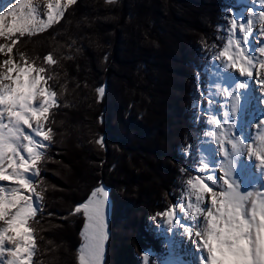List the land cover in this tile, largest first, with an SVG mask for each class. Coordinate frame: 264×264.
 Returning <instances> with one entry per match:
<instances>
[{"label":"trees","instance_id":"trees-1","mask_svg":"<svg viewBox=\"0 0 264 264\" xmlns=\"http://www.w3.org/2000/svg\"><path fill=\"white\" fill-rule=\"evenodd\" d=\"M233 3L77 0L51 28L18 38L17 48L54 77L49 84L59 103L50 111L53 138L38 165L36 264H78L85 222L70 212L101 183L111 201L103 264H145V253L148 264L160 263L166 244L147 220L183 194L189 156L196 157L205 129L196 100ZM48 54L55 65L45 64ZM78 165L84 172L64 182ZM68 228L74 231L62 232Z\"/></svg>","mask_w":264,"mask_h":264},{"label":"snow or ice","instance_id":"snow-or-ice-1","mask_svg":"<svg viewBox=\"0 0 264 264\" xmlns=\"http://www.w3.org/2000/svg\"><path fill=\"white\" fill-rule=\"evenodd\" d=\"M256 2L264 7V0ZM76 3L77 0H67V5ZM64 14L60 0H49L46 13L33 0H15L12 7L0 10V38L9 41L0 44V53L8 57L0 62V182H8L0 184V264H36L38 246L31 222L42 209L43 195L37 190L35 178L40 175L37 165L49 146L46 142L53 138L52 129L46 126L50 111L59 107L57 93L49 84L54 77L48 74V68L38 66L24 53L17 62L11 53L19 37L51 28ZM257 20L264 44V11L250 14L246 21L238 22L233 17L224 29L226 42L215 59L222 62L225 70H234L241 77L252 78L257 70V82L264 88V46L253 49L249 40ZM44 60L46 65L57 63L51 54ZM235 87L247 89L249 85L241 81ZM104 91L103 87L98 89L101 98ZM231 95L235 112L240 97ZM215 123L224 127L219 120ZM260 127L264 128V122ZM217 141L224 158L222 175H212L210 165L201 162V174L185 181L181 197L184 203L172 205L158 215L193 239L200 253L199 264H264V190L243 188L232 163L244 151L259 161L264 173V133L259 135L258 147L246 144L230 130L218 136ZM96 142L105 147L102 136ZM205 170L210 174L203 175ZM108 195L103 185L98 186L70 213L82 215L85 220L78 264H103L109 235ZM144 260L148 264L147 254Z\"/></svg>","mask_w":264,"mask_h":264},{"label":"rangeland","instance_id":"rangeland-1","mask_svg":"<svg viewBox=\"0 0 264 264\" xmlns=\"http://www.w3.org/2000/svg\"><path fill=\"white\" fill-rule=\"evenodd\" d=\"M233 1H234V3H233L234 7H231V9L229 10V14L227 15L229 17L226 18V21H225V22H227V24L220 29V37L219 38H220V42H221L220 46H222L220 48V50H222V48L226 42L227 32L224 31V29H227L229 27V21L233 17L237 18L238 22L246 21L250 17L249 16L250 13H253L249 4L246 3L245 0H241V1L240 0H233ZM60 3L62 6H64L65 11L67 10L68 7L71 6V5H67V0H60ZM44 8H45V6H44ZM248 10H249V13H248L247 18H246L245 14L247 13ZM238 35H239V33H238ZM249 40L251 41V36L249 37ZM5 43H9V41L5 40L4 38H0V44H5ZM17 44H18V42L13 47V51H12L11 55L17 62H19L20 54L23 53V51L20 50L19 48H17ZM258 46H260V45L255 44L251 41V48L255 49ZM220 50L218 49L210 55V64L205 69V75H206L205 86H206V88L199 91L200 96H198V99L196 100V102H197L196 109H198L197 120L201 119V123L204 124L205 129L202 130V135H201L202 138H201L200 143H199V150H198V153L196 154V157L192 156L191 154L189 156V158L191 159V163L193 164V167L190 171V174L187 176V179L192 178L193 176H195L197 174H201V172H200V170L202 169V163L201 162L208 163L210 165V169H212V171L218 172V174H216L217 176L222 175V173L220 172V168L223 165L222 163L224 161V158H223L222 153L219 151V142L217 141V137L222 136L223 132L230 130L231 133L234 134L237 138H241L244 140H246V138H247L246 135L241 136V134H240L241 128L239 127V125H237V121L235 119V112L232 111V109H233V98H232L231 94H232L233 88L235 87L236 84L239 83L240 79L236 82L235 80H233L229 76H226L221 71L222 62L215 59L216 54ZM6 58H8V57H6L4 54L0 53V62H2ZM255 72H257V70H254V76H256ZM248 79L249 78H246V83L249 85V87L247 89H242V93L240 95L245 100H247V97L252 98L254 96V89H253V82L254 81L250 82V81H248ZM224 89H227V92ZM239 89L240 88H238V87L236 88V90L234 92L236 95H238ZM202 99L205 100V105L201 104ZM237 108H238V106H237ZM78 114H79L78 112L74 113V116H78ZM260 116H261L260 111L257 112V118L253 114H250V117H251L250 121L252 123H258ZM217 120H219L220 123L224 126L223 128H220L216 125L215 122ZM253 129L254 128L249 124L248 133H252V135L254 136ZM250 140H252V139L250 138ZM246 141H248V140H246ZM46 143H49V142H46ZM248 143L250 144L249 141H248ZM67 146L69 148H71L70 147L71 142L68 141ZM225 147L230 148V145H225ZM252 147H254V146H252ZM69 148H68V151H70ZM188 153H189V149H187L185 151V155L187 156ZM73 155H75V153ZM81 166L82 165H78L75 168V170L72 172V174H70V176H64V177L62 176L63 181L66 183H69V184L75 182L77 180V175H79L78 171L82 170V172H84V166H82V167ZM56 177L58 179L61 178L60 175H58V176L56 175ZM35 182H36V178H35ZM101 185H103L106 188V190L108 191V194H109L110 193L109 186L105 183H101L99 186H101ZM95 188L96 187H92L89 190V192L86 195L87 196L86 199L90 196V193ZM182 195L180 196V198H178L176 203L173 205H179L181 203H184V201H182V199H181ZM86 199H85V201H86ZM78 204H80V203H78ZM78 204H76V205H78ZM110 212H111V201H110V198L108 195V206H107L108 226H109ZM177 215L178 216L182 215L180 213L179 209L177 210ZM76 216L83 218L82 215H76ZM84 222H85V220H84ZM181 222H184V221H181ZM147 225H148V228L151 230V232H153V234L157 238H161V239L165 240L166 245L168 247L167 257L162 256L161 259H159L160 263H158V264H164V263L169 264L170 261L176 260L178 255H179V251H178L179 239H180V237H183L182 229L174 228L172 230V226L170 227L169 225H167L164 221V218H162L159 215L155 218L147 220ZM173 227H175V226H173ZM72 231H74V230L68 228L67 230L65 229V231L63 230L62 232L63 233L65 232L68 235ZM108 233H109V231H108ZM81 237H82V235H81ZM82 243H83V237H82ZM106 243H107V241H106ZM105 252H106V244H105ZM146 254L149 256V260H150L151 254L145 253V255ZM145 255H144V257H145ZM104 258H105V254H104ZM103 262H104V260H103Z\"/></svg>","mask_w":264,"mask_h":264},{"label":"bare ground","instance_id":"bare-ground-1","mask_svg":"<svg viewBox=\"0 0 264 264\" xmlns=\"http://www.w3.org/2000/svg\"><path fill=\"white\" fill-rule=\"evenodd\" d=\"M245 1L246 3L249 4L251 10L253 11V13L250 14H258L260 11H264V7H262L258 2H256V0H245ZM14 3L15 0H0V10L6 11L7 8L12 7ZM48 3L49 0H33V4L37 6L38 9H40L43 13H46ZM248 13L249 10L245 14L246 18ZM261 39L262 38L259 33V23L257 20L256 26L254 27L253 33L251 35V41L260 46H264V44H261ZM221 71L226 76H229L236 82L239 79H240L239 82L241 81L246 82V77H241L239 73L234 70H225L222 67ZM255 75L256 76L253 75L252 78L248 79V81L250 82L254 81L253 82L254 96L252 98L247 97V100H245L242 96H240L242 93V89H239L238 95L240 96V100L237 105L238 108L235 111V119L237 121V125H239V127L241 128L240 130L241 136L246 135L247 137L246 140L250 142L251 146L258 147L259 135L264 133V128L260 127L261 122H264V88H262V86L257 82L259 79L258 71L255 72ZM236 88L237 87L233 88L232 93L235 92ZM259 111L261 116L258 120V123H252L250 121L251 120L250 114H253L257 118V112ZM249 124L254 128L253 129L254 136L252 135V133H248ZM250 138L252 140H250ZM246 140L245 143L249 144L248 141ZM232 163H233L234 174H236L239 180L243 181V185H242L243 188H247L253 191L264 190L261 188V186L264 185V173L261 172V169L259 167V161L256 160L255 157L249 156L246 154V152L242 151L241 155L237 156ZM202 174L207 176L210 173L209 171L205 170ZM211 174L217 176L216 174H218V172L212 171L211 169ZM7 183L8 182H0V184H5V185H7ZM174 228L176 227L172 226V230ZM178 251H179V255L177 259L173 261H170L171 260L170 259L169 264H199L200 253L195 247L193 239H190L183 234V237H180L179 239Z\"/></svg>","mask_w":264,"mask_h":264}]
</instances>
